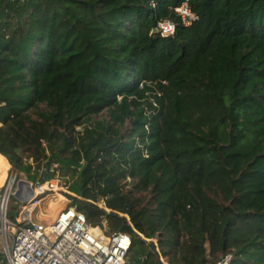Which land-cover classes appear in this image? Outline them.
Masks as SVG:
<instances>
[{
    "label": "trees",
    "instance_id": "obj_1",
    "mask_svg": "<svg viewBox=\"0 0 264 264\" xmlns=\"http://www.w3.org/2000/svg\"><path fill=\"white\" fill-rule=\"evenodd\" d=\"M182 1L0 0V155L127 264H264V0Z\"/></svg>",
    "mask_w": 264,
    "mask_h": 264
},
{
    "label": "built area",
    "instance_id": "obj_2",
    "mask_svg": "<svg viewBox=\"0 0 264 264\" xmlns=\"http://www.w3.org/2000/svg\"><path fill=\"white\" fill-rule=\"evenodd\" d=\"M179 9V11H178ZM185 26L199 19L187 0L175 8ZM170 26V27H169ZM176 22L158 23L162 36L175 34ZM0 182V253L8 264H127L132 237L126 232H106L88 222L85 213L68 205L49 224L35 220L42 201L61 188L59 177L30 180L11 164ZM22 181L26 183L20 184ZM104 207L105 202H97ZM158 250V248H157ZM227 264L232 256L226 255ZM161 257V263L167 264ZM217 264H221L219 261Z\"/></svg>",
    "mask_w": 264,
    "mask_h": 264
},
{
    "label": "rangeland",
    "instance_id": "obj_3",
    "mask_svg": "<svg viewBox=\"0 0 264 264\" xmlns=\"http://www.w3.org/2000/svg\"><path fill=\"white\" fill-rule=\"evenodd\" d=\"M30 162H32V160H30ZM60 179H62L61 176ZM61 181V188L57 191H52L50 196L42 201V205L38 209L35 216V220L37 222L44 225L51 223L56 218L59 210L70 204L68 194L71 192L68 190L67 182L64 179ZM154 242L157 245L158 240L155 238Z\"/></svg>",
    "mask_w": 264,
    "mask_h": 264
},
{
    "label": "bare ground",
    "instance_id": "obj_4",
    "mask_svg": "<svg viewBox=\"0 0 264 264\" xmlns=\"http://www.w3.org/2000/svg\"><path fill=\"white\" fill-rule=\"evenodd\" d=\"M9 167V163L5 162V163H1L0 164V182L3 181L4 176H2L3 174L5 175V171L8 169ZM51 201V200H50ZM51 204V203H50ZM52 207V206H51Z\"/></svg>",
    "mask_w": 264,
    "mask_h": 264
},
{
    "label": "water",
    "instance_id": "obj_5",
    "mask_svg": "<svg viewBox=\"0 0 264 264\" xmlns=\"http://www.w3.org/2000/svg\"><path fill=\"white\" fill-rule=\"evenodd\" d=\"M160 31V29H158V27H153V31H152V34L153 33H158ZM26 183L25 181H22L20 184H24ZM221 264H227V260H226V257L225 256H221Z\"/></svg>",
    "mask_w": 264,
    "mask_h": 264
},
{
    "label": "crops",
    "instance_id": "obj_6",
    "mask_svg": "<svg viewBox=\"0 0 264 264\" xmlns=\"http://www.w3.org/2000/svg\"><path fill=\"white\" fill-rule=\"evenodd\" d=\"M5 162H8V161L6 160L5 157H3V156L0 155V164H1V163H5ZM9 165H10V163H9ZM3 181H4V180H3ZM3 181H2V182H3Z\"/></svg>",
    "mask_w": 264,
    "mask_h": 264
},
{
    "label": "snow or ice",
    "instance_id": "obj_7",
    "mask_svg": "<svg viewBox=\"0 0 264 264\" xmlns=\"http://www.w3.org/2000/svg\"><path fill=\"white\" fill-rule=\"evenodd\" d=\"M178 11H179V9H178ZM170 27V26H169Z\"/></svg>",
    "mask_w": 264,
    "mask_h": 264
}]
</instances>
